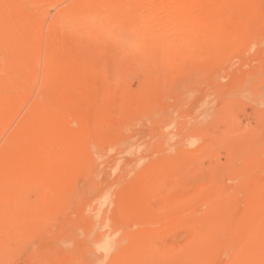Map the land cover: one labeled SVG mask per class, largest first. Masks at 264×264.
<instances>
[{
    "label": "rangeland",
    "instance_id": "rangeland-1",
    "mask_svg": "<svg viewBox=\"0 0 264 264\" xmlns=\"http://www.w3.org/2000/svg\"><path fill=\"white\" fill-rule=\"evenodd\" d=\"M123 2L0 0V264H264V0Z\"/></svg>",
    "mask_w": 264,
    "mask_h": 264
},
{
    "label": "bare ground",
    "instance_id": "bare-ground-1",
    "mask_svg": "<svg viewBox=\"0 0 264 264\" xmlns=\"http://www.w3.org/2000/svg\"><path fill=\"white\" fill-rule=\"evenodd\" d=\"M93 1V0H92ZM108 1V0H107ZM118 1H120V0H118ZM152 1H154V0H152ZM189 1V0H188ZM191 1V0H190ZM124 5H123V8H124V11H126V9H127V11H135V12H138L139 10H140V4L142 3V0H124ZM191 3V2H190ZM144 4V3H143ZM186 7V6H185ZM183 8V7H182ZM139 9V10H138ZM157 10H159V9H154V11H157ZM161 10V9H160ZM150 11H152V13H153V10L151 9ZM180 11V10H179ZM157 12H159V11H157ZM166 12V11H165ZM167 12H169V11H167ZM147 13V12H146ZM154 13H156V12H154ZM153 13V14H154ZM160 13H162V12H159V15H161ZM173 13H175V12H173ZM136 14V13H135ZM134 14V15H135ZM140 13L138 12V14H136V15H139ZM151 14V13H150ZM158 13H156V14H154V15H157ZM165 14V13H164ZM147 15H149V14H147ZM147 15H146V17H147ZM159 15H157V16H159ZM166 15V14H165ZM164 15V16H165ZM141 16V15H140ZM149 16H151V15H149ZM148 16V17H149ZM172 16V15H171ZM142 17V16H141ZM160 17V16H159ZM169 16L167 15V18H163V19H160V20H152L150 23L151 24H153V25H151L152 27L155 25L156 27H157V30L159 31V34H163L164 32L163 31H165L166 29L165 28H167V32H165V33H167V35H173L174 33H178L179 35H180V33L181 32H184L185 33V31H188V29H189V27H193V24H191L192 22H190V21H188V19H184L183 17H178V18H174V17H171V18H168ZM147 19V18H146ZM139 21H142V20H139ZM149 21H150V19H149ZM156 21V22H155ZM142 23V22H141ZM143 24V23H142ZM146 24V23H145ZM144 24V25H145ZM143 25V26H144ZM168 25H171L170 27H168ZM131 26V25H130ZM198 26V25H197ZM194 28V27H193ZM197 29V28H196ZM190 30V29H189ZM177 34V35H178ZM187 34V33H186ZM178 35V36H179ZM183 35V34H182ZM181 35V36H182ZM173 36H175V35H173ZM178 36H175L176 38L178 37ZM188 36H189V34H188ZM186 37H187V35H186ZM167 39V38H166ZM190 39V38H189ZM14 44V43H13ZM156 45V44H155ZM168 50V49H167ZM171 54V53H170ZM10 98V97H9ZM9 102V101H8ZM40 103V102H39ZM8 106H9V103H8ZM5 116V115H4ZM68 136V135H67ZM73 138V137H72ZM33 142V141H32ZM39 143V142H38ZM38 147H39V145H38ZM45 151V150H44ZM62 151V150H61ZM47 155H49V154H47ZM37 162V161H36ZM38 164V163H37ZM4 166V165H3ZM7 167V166H6ZM5 167V168H6ZM45 167V166H44ZM46 167H47V165H46ZM5 168L3 167V170L5 171ZM7 168H9V167H7ZM6 168V169H7ZM13 169V168H12ZM49 169V168H48ZM86 169V168H85ZM7 170H9V169H7ZM44 170V169H43ZM54 170V169H53ZM12 171H14V170H12ZM47 171H45V173H46ZM4 173V172H3ZM43 173H44V171H43ZM49 172H47V174H48ZM5 174V173H4ZM8 174V173H7ZM46 174V175H47ZM53 175V174H52ZM56 174H54V176H55ZM3 176V175H2ZM7 176V175H6ZM8 176L9 177H11L9 174H8ZM8 176H7V179H8ZM14 176V175H13ZM12 176V177H13ZM47 176H50V175H47ZM46 176V177H47ZM56 176H58V175H56ZM11 177V178H12ZM39 177V176H38ZM45 177V176H44ZM43 177V178H44ZM26 178V177H25ZM48 178V177H47ZM59 179V178H58ZM43 181V180H42ZM45 181V180H44ZM24 184V183H23ZM35 185V184H34ZM13 186V185H12ZM7 187H9V185L7 186ZM15 187V186H14ZM4 188V187H3ZM21 188L22 187H20V191H22L21 190ZM8 189H10V188H8ZM39 189V188H38ZM11 190V189H10ZM9 190V191H10ZM13 191H15V190H13ZM8 192V191H7ZM21 193V192H20ZM151 193V192H150ZM9 194V193H8ZM4 195V194H3ZM6 195H7V193H6ZM2 196V195H1ZM10 194H9V196H7L8 198H10ZM13 196V195H12ZM41 196V195H40ZM15 197H16V195H15ZM4 199V197L3 198H0V201H2V200ZM7 199V198H6ZM6 201V200H5ZM3 202V201H2ZM11 202V201H10ZM104 203V202H103ZM22 204V203H21ZM26 204V203H25ZM24 204V205H25ZM5 205H8V201H7V203L5 204ZM34 206V205H33ZM209 206V205H208ZM10 212V211H9ZM1 214H2V212H0ZM4 215V214H3ZM14 215V214H13ZM1 225V224H0ZM257 231V230H256ZM240 234H241V232H239ZM237 235V234H236ZM239 237H240V235H239ZM240 239H241V237H240ZM261 239H262V237H261ZM264 239V238H263ZM18 240V239H17ZM20 240V239H19ZM231 241V240H230ZM256 241H258V240H256ZM261 241V240H260ZM263 241V240H262ZM262 241H261V243H262ZM15 242V241H14ZM241 242V241H240ZM239 242V243H240ZM254 243V242H253ZM253 243H251L252 245H254V247L256 246L255 245V243L253 244ZM257 244L259 243V242H256ZM197 244V243H196ZM241 244V243H240ZM246 244V243H245ZM244 244V245H245ZM243 245V244H242ZM244 245H243V248H244ZM240 246V245H239ZM245 246H248V245H245ZM262 246H264V241H263V245ZM258 247H260V243L258 244ZM249 248L250 249H252L251 247H249L248 246V251L247 252H250L249 251ZM111 249V248H110ZM257 249H259V248H257ZM254 250V251H253ZM253 250H251V251H253V252H255L256 250L255 249H253ZM261 250H262V248H260V252H261ZM264 250V249H263ZM102 251V250H101ZM239 251V250H238ZM240 251H242L241 249H240ZM239 251V252H240ZM245 251V250H244ZM258 251V252H259ZM243 252V251H242ZM237 253V252H236ZM245 253V252H244ZM243 253V254H244ZM254 254V253H253ZM256 254V253H255ZM264 253H262V255H263ZM202 255V254H201ZM235 255V254H234ZM238 255V254H237ZM239 255H242V253L241 254H239ZM249 255H251V254H248L247 256H249ZM243 256V255H242ZM246 256V257H247ZM252 256H254V255H252ZM260 256H261V254H260ZM255 257V256H254ZM254 257L252 258V259H254ZM234 258V257H233ZM243 258V257H242ZM235 259V258H234ZM237 259V258H236ZM236 259L235 260H232V262H233V264H238V261H236ZM244 259V258H243ZM238 260H240V259H238ZM242 260V259H241ZM255 260V259H254ZM253 260V261H254ZM234 261H235V263H234ZM231 262V263H232ZM237 262V263H236ZM244 262H247V259L244 261ZM248 262H251V260H249ZM243 263V262H242ZM242 263H240V264H242ZM252 263V262H251ZM250 263V264H251Z\"/></svg>",
    "mask_w": 264,
    "mask_h": 264
}]
</instances>
